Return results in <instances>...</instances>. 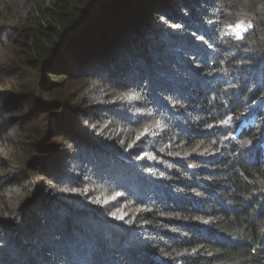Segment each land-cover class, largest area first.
Here are the masks:
<instances>
[{
    "label": "trees",
    "instance_id": "trees-1",
    "mask_svg": "<svg viewBox=\"0 0 264 264\" xmlns=\"http://www.w3.org/2000/svg\"><path fill=\"white\" fill-rule=\"evenodd\" d=\"M0 264H264V0H0Z\"/></svg>",
    "mask_w": 264,
    "mask_h": 264
},
{
    "label": "rangeland",
    "instance_id": "rangeland-1",
    "mask_svg": "<svg viewBox=\"0 0 264 264\" xmlns=\"http://www.w3.org/2000/svg\"><path fill=\"white\" fill-rule=\"evenodd\" d=\"M156 24V28L158 30H163V32H166L169 30V28L165 25V24H159L158 22H155ZM234 28V27H233ZM239 28L236 32H234L233 30L230 32H227L226 35L228 38H230L233 41L236 40H240L242 39L244 33H245V28H243L242 26L240 27H236ZM27 73H29L28 71H26ZM30 75H32V73H29ZM26 78V76H25ZM34 78L28 77L27 79H25V83L27 82H31ZM72 89L77 90L78 94H79V98L76 99V104H78L79 99L81 97L82 94H85V96H90L91 95V100L92 103L94 104H98V107H101V98H103L102 96H104L105 98H107V96L109 94H111V92L108 91L107 88L103 87V86H96L95 88H91V90L89 89L88 95L86 94V92L84 91V87L82 85H80V89L78 91V89H76V86L72 87ZM81 91V92H80ZM37 94H39L37 92ZM108 100V99H107ZM254 107V106H251ZM77 110L79 112H84L87 110L86 106H81L79 108H77ZM252 109H248V111H246V114H244L243 117H239L238 120L241 122V126L244 125H249L250 118H252L253 116L252 114ZM100 112V109H99ZM80 116V115H79ZM77 119L74 120L73 125L78 129V130H82V129H86L87 132H90L91 130V120L86 117V116H82L80 117H76ZM147 119V117H146ZM150 119H147V123H145L142 126V133H146V132H152L154 131L158 124L155 121H149ZM100 141L102 143H104L105 140H103V138L101 137ZM135 149H137V152L134 153V156L131 158L132 161H147V162H159L161 163V161L158 159H154L151 154L148 152L147 148L140 144L134 147ZM199 148V146L195 145L192 148H188V149H184L183 154L184 156H188L190 154H204L206 157L209 156L210 153L205 152L204 151H198L197 149ZM248 152V150H246ZM250 155H249V159H250ZM89 193H87L86 195H89V197L87 198V200L85 201V203L83 202V204L87 207H91L92 205L98 206L100 207V209H98L101 213V215L103 216V218L107 221L108 219H112V218H116L117 216H119L118 220H126L128 217L132 216L131 214H134L133 212H138V209L131 212L130 210L127 211L126 213H122L120 210V208H123V206H120V200H119V195L114 193V192H110V190L108 189H102L101 187L99 188H94V187H89ZM83 192L85 193V191L80 190L79 188H75L73 187L71 190L68 191V194H72L73 195V200L74 201V206L77 207V205L82 204V202L78 199V197L80 196V193ZM199 220L202 221H206L208 219L206 218H202V217H198ZM122 223V222H121ZM187 250V249H186ZM186 250H182L181 252H179L178 254H184L185 252H187Z\"/></svg>",
    "mask_w": 264,
    "mask_h": 264
}]
</instances>
